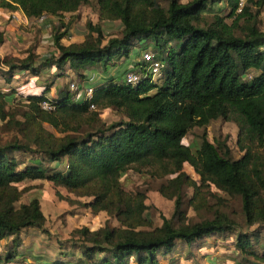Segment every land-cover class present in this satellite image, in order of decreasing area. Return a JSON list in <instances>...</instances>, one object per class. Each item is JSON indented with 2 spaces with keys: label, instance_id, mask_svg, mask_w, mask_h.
Returning a JSON list of instances; mask_svg holds the SVG:
<instances>
[{
  "label": "trees",
  "instance_id": "16d2710c",
  "mask_svg": "<svg viewBox=\"0 0 264 264\" xmlns=\"http://www.w3.org/2000/svg\"><path fill=\"white\" fill-rule=\"evenodd\" d=\"M91 1L99 21L121 23L120 36L105 39L99 23L87 22L84 41L64 45L62 39L80 8ZM162 1L164 5L158 0H0L3 12L53 17L51 39L57 50L56 55L38 57L29 48L24 58L4 57L9 69L1 76L7 83L16 71L38 76L53 67L58 77L68 69L84 81L85 70L95 63L127 62L134 49L136 58L150 51L162 64L154 76L141 57L127 62L139 74L138 82L110 75L95 83L92 98L83 101L66 88L49 98L54 82L38 94L0 90V121L15 125L20 134L0 143V243L11 239L4 263L17 260L23 231L35 228L49 234L40 200L18 203V186L41 180L87 199L79 210L95 216L103 212L119 226L107 222L96 229L87 224L74 228L79 242L70 240L69 252L58 243L66 258L39 264H169L179 244H197L202 254H210L204 240L210 237L223 238L222 246L215 244L211 250L220 252L223 262L228 249L240 256L241 264H264V246L258 247L264 237V32L257 18L264 0H243L239 12L241 0ZM222 1L231 23L218 14L207 20L209 4ZM15 98L25 100L19 119L8 109ZM44 100L54 108H42ZM109 108L122 118L104 122L101 113ZM216 120L236 125L239 157L225 142L210 141L205 133L195 149L184 143L194 127L206 128ZM64 157V170L46 166ZM129 170L164 179L158 191L174 205L169 218L161 216L160 226L142 229L151 227L145 217L149 206L145 192L124 189L122 178ZM185 187L192 189L187 205L212 209L211 218L189 222ZM209 187L240 198L245 231H236L233 218L212 208ZM213 196L220 206L226 202Z\"/></svg>",
  "mask_w": 264,
  "mask_h": 264
},
{
  "label": "rangeland",
  "instance_id": "374dc122",
  "mask_svg": "<svg viewBox=\"0 0 264 264\" xmlns=\"http://www.w3.org/2000/svg\"><path fill=\"white\" fill-rule=\"evenodd\" d=\"M188 0H181V2H187ZM160 4H165L164 1L158 0ZM249 11L255 13V8L249 6ZM20 12H18L19 14ZM228 9L225 3L218 2L214 5L209 4L208 11L205 13L207 20L211 18L212 15L218 14L225 17V21L231 23L232 18L226 17ZM21 13L18 15L20 17ZM75 21L70 26L67 37L62 39L64 45L70 43H81L86 38L87 33V22L99 23L105 39L112 36H120L122 25L119 21L104 20L99 21L96 3L91 1V3L82 6L77 14ZM66 16V21L69 19ZM258 27L264 32V9L261 10L258 15ZM54 19L51 17L47 20L39 21H21L14 20L11 16L6 22L4 27L3 42L0 44V58L1 57H11V58H24L27 55V50L33 49L34 54L38 57H44L48 55H56L57 50L52 44L51 39V25ZM148 49L152 48V43H146ZM140 47V46H138ZM143 47V46H141ZM140 47V48H141ZM135 49L131 51L127 62L134 60H140L141 56L136 58ZM123 63V64H122ZM124 62L120 61L115 65H105L104 61L95 63L90 68L85 70V75L88 79L97 77L98 75H110L111 73H117V70L123 69ZM9 67L0 60V76L2 72L8 71ZM45 76L42 75L41 79L37 82L40 84L46 80L47 82H54L57 90L66 88L70 89L69 84L75 83L77 85L83 86L84 81L82 78L76 76L72 71L65 69L66 74L61 77L56 76L59 70L53 68L47 69ZM17 73V71L15 72ZM49 74L48 76H46ZM253 75L249 73V76ZM20 78L17 80H12L11 86H16L15 88H27V81L21 82L25 78L24 74L21 73ZM43 78V79H42ZM45 78V79H44ZM60 78V79H59ZM46 83V82H45ZM44 83V84H45ZM43 84V83H42ZM29 87L26 89L32 93H39L41 88H45V85ZM6 82L0 79V88L6 89ZM50 91V90H49ZM48 91V97H54L56 93L50 94ZM74 92V91H72ZM75 93V92H74ZM25 100H20L15 98L13 104L9 105V112L14 111V115L19 119L20 114L24 110ZM13 106V107H12ZM101 118L104 122L110 123L120 120L122 116L120 113L114 109L109 108L101 113ZM210 141L215 138L219 141L225 142L232 151L234 157H239L241 152L238 150L236 145L237 137V127L232 122H225L223 120H216L207 125L206 128L194 127L184 138V143L191 145L192 149L199 146L201 141L200 136L204 134ZM18 130L16 126L6 125L5 121H0V143L3 144L8 140H12L19 137ZM20 156V155H18ZM67 158L64 157L60 162L48 163L46 165L49 169L57 168L64 170L66 167ZM194 176V175H192ZM164 179L151 178L147 175H142L135 173L131 170L127 171L124 178H122V185L125 190L128 191H143L146 194V204L149 206L148 210L145 212V217L151 223V227H142V229H151L152 227L160 226L162 223L161 216L169 218L172 211L174 201L173 199H168L163 197L158 191L161 183ZM211 190V196L208 197L209 204L213 205L212 208H219L221 211L226 212L231 218L236 221L237 227L236 231L243 230L247 228L244 225L242 213H241V200L239 197H229L224 194L219 193L214 187H209ZM18 190L21 195L18 199V203H28L31 198L37 197L40 200V206L43 214L45 215V228L48 230V235L39 229L30 228L22 232L23 242L17 249V260L14 262L9 261L3 262L2 256L6 253V245L9 244L11 239H7L0 243V264H39V263H50L55 260L65 259L62 257V253L59 251L58 243L63 242L66 252H69L70 240L79 242V239L73 234L74 228H78L82 225H89L92 229L97 227H103L107 222L110 226H119L118 222L107 214L101 212L99 215H93L90 210L83 211L79 210L78 207L82 205L83 201L87 199L82 197H77L72 193L67 192L64 188L55 186L48 181H31L22 183L18 186ZM184 194V206L186 209L187 219L189 222L200 221L204 218L212 217V209H200L194 210L192 207L187 205V200L192 195V189L190 187H185L183 190ZM214 194L218 196L225 197L226 202L221 206L215 200ZM208 246L210 247V254L204 255L200 251L198 245H193L192 247L179 244L175 247L173 253L169 255V264H241V258L235 253L229 252L227 249V254L225 255L226 262L220 260L222 255L220 252L213 253L211 250L215 247V244L222 246L220 242L223 238L220 237H210L204 239ZM217 242V243H216ZM225 242V241H224ZM264 246V237L259 241L258 247L262 248ZM74 250V255L77 256L79 253ZM226 251V250H225ZM68 257V256H67ZM158 258H161L158 255ZM133 264V263H130ZM251 264V263H250Z\"/></svg>",
  "mask_w": 264,
  "mask_h": 264
},
{
  "label": "built area",
  "instance_id": "2783aa9c",
  "mask_svg": "<svg viewBox=\"0 0 264 264\" xmlns=\"http://www.w3.org/2000/svg\"><path fill=\"white\" fill-rule=\"evenodd\" d=\"M244 4V1L241 0V2L239 3V7L237 9V11H241V8ZM18 12H12L11 16L14 20H18L19 17L16 15ZM50 16L47 15H42L38 18H36V20L39 21H43V20H47L49 19ZM51 19H54L53 17H51ZM141 58L142 60H144L145 62H147V69L149 71H151L154 76H157L160 68L162 66L161 62L155 60L154 55L150 52V51H146V52H142L141 54ZM123 64V63H122ZM124 67L123 69H119L117 70V73H111L110 75H122L123 76V80L129 83H136L139 81V74L135 73L132 70V65L128 64L127 62H124ZM95 84L92 82V84H85L83 86L77 85L75 83H70L69 87L71 89V91L76 92V100L77 101H83V100H89L92 98L93 95V89H94ZM41 106L44 109L47 110H51L53 109V105L48 101V100H44L41 102ZM91 109H94V105L90 106Z\"/></svg>",
  "mask_w": 264,
  "mask_h": 264
},
{
  "label": "crops",
  "instance_id": "0c3cea01",
  "mask_svg": "<svg viewBox=\"0 0 264 264\" xmlns=\"http://www.w3.org/2000/svg\"><path fill=\"white\" fill-rule=\"evenodd\" d=\"M17 12H20L21 13V15H20V17L18 16L19 14L17 13L16 15L21 19V21H24V22H27V21H33V20H36V19H34V18H27L21 11H17ZM9 18H11V12H3V11H1L0 10V36H1V38H2V42H3V36H4V27H5V22L9 19ZM5 21V22H4ZM2 42L0 43V44H2ZM5 57V56H4ZM4 57H1L0 59L2 60ZM50 69V68H49ZM47 71V69H45V70H43V71H41L40 72V74L38 75V76H32V75H30V74H27V73H24V72H20V71H18L17 73H15L14 74V76L12 77V79H11V81L9 82V83H7L6 82V85H7V87H6V89L5 88H0V90H1V92L2 93H9L10 92V90L12 89V88H15L16 86H11L12 84H11V82H12V80L14 79V80H17V79H19L20 77V74L21 73H23L24 74V76H25V78H23L22 80H21V82H23V84H24V82L25 81H27V83H26V87L27 88H25V89H23V88H17L20 92H22V93H32V92H30V91H28V90H26V89H29V87H34V86H41V85H43L45 82L46 83H50V82H47V81H49V80H46V81H44V82H42V83H40V84H37V83H39V82H37L38 80H39V78L41 79V77H42V75L43 76H45V74L47 73L46 72ZM49 74H47L46 76H48ZM108 76H110V75H106V76H100V75H98L97 77H95V78H92V79H88V76H86L85 77V79H84V84H92V82L95 84V83H99V82H102L106 77H108ZM0 79H2V80H4V78L2 77V76H0ZM43 79V78H42ZM45 79V78H44ZM60 79V78H59ZM5 81V80H4ZM37 82V83H36ZM45 83V84H46ZM44 84V85H45ZM44 89V88H43ZM42 91V88H41V90H40V92ZM57 89H56V87H55V84H53L51 87H50V91H49V93L50 94H53V93H56L57 94ZM39 92V93H40ZM35 94H38V93H35ZM47 96H48V92H47ZM20 99V98H19Z\"/></svg>",
  "mask_w": 264,
  "mask_h": 264
}]
</instances>
